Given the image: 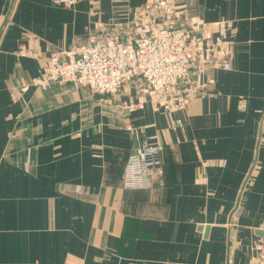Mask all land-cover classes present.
Returning <instances> with one entry per match:
<instances>
[{"label": "crops", "instance_id": "0c3cea01", "mask_svg": "<svg viewBox=\"0 0 264 264\" xmlns=\"http://www.w3.org/2000/svg\"><path fill=\"white\" fill-rule=\"evenodd\" d=\"M11 1L0 0V27ZM147 1L76 0L66 9L15 0L0 35V264H259L264 0H169L162 26L223 38L214 62L235 69L198 74L201 93L173 113L155 112L146 96L33 86L49 52L104 26L111 36ZM21 45L39 58L19 56ZM126 123L166 148L162 174L145 190L122 187Z\"/></svg>", "mask_w": 264, "mask_h": 264}, {"label": "built area", "instance_id": "2783aa9c", "mask_svg": "<svg viewBox=\"0 0 264 264\" xmlns=\"http://www.w3.org/2000/svg\"><path fill=\"white\" fill-rule=\"evenodd\" d=\"M59 2L66 9H73L76 4V0ZM169 5V0L146 2L138 20V25L146 29L142 36L113 32L105 41L93 36L68 50L49 52L43 61V75L33 86L37 91L48 92L52 83L60 82L87 88L94 95L113 97L122 93L125 84L141 78L145 85L143 92L155 112L173 113L181 109L201 93L195 78L206 68L219 66L227 72L235 69L228 62H214L213 53L223 45V38L212 37L207 32L195 33L174 24L163 27L161 15H168ZM18 55L39 58L26 45L20 46ZM137 109H143V105L128 106L130 112ZM181 127V121H177L176 136ZM121 131L127 135L128 153L122 187L125 190L148 189L162 174L166 148L149 144L141 138L139 129L128 123ZM105 138L104 143L108 145L109 137ZM84 155L91 156L92 153ZM254 251L257 262L264 264V236L255 244Z\"/></svg>", "mask_w": 264, "mask_h": 264}, {"label": "water", "instance_id": "95a60500", "mask_svg": "<svg viewBox=\"0 0 264 264\" xmlns=\"http://www.w3.org/2000/svg\"><path fill=\"white\" fill-rule=\"evenodd\" d=\"M14 3H15V0H12L10 5H9V7H8V9H7V12L5 14L4 20H3L2 25L0 27V35L2 33V30H3L4 26H5V24L7 23V20L9 18L10 14H11V11H12ZM164 18H165V14H162L161 15V20H164ZM110 33H111V30H110V28L108 26L101 27L96 32V38L98 40L105 41V40H107L110 37ZM212 71H213V66L206 68L204 72L206 74H209ZM144 89H145V85L143 83V80L141 78H138L137 82H136V85L125 84L122 87V93H123L124 96H127V97H144L145 95H144V93H142V91ZM232 245H233V243L229 239V246L231 247Z\"/></svg>", "mask_w": 264, "mask_h": 264}, {"label": "rangeland", "instance_id": "374dc122", "mask_svg": "<svg viewBox=\"0 0 264 264\" xmlns=\"http://www.w3.org/2000/svg\"><path fill=\"white\" fill-rule=\"evenodd\" d=\"M139 15H140V13H138V16L132 22L125 23V24H120V25H115L114 26V31L118 32V33H120V34H122L124 36L129 34V33L144 34L146 32V29L144 28V26L139 27V25H138Z\"/></svg>", "mask_w": 264, "mask_h": 264}]
</instances>
